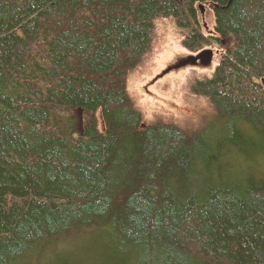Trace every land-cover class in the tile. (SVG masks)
<instances>
[{
    "label": "trees",
    "instance_id": "16d2710c",
    "mask_svg": "<svg viewBox=\"0 0 264 264\" xmlns=\"http://www.w3.org/2000/svg\"><path fill=\"white\" fill-rule=\"evenodd\" d=\"M157 18L234 41L192 134L126 92ZM262 80L264 0H0V264H264Z\"/></svg>",
    "mask_w": 264,
    "mask_h": 264
},
{
    "label": "rangeland",
    "instance_id": "374dc122",
    "mask_svg": "<svg viewBox=\"0 0 264 264\" xmlns=\"http://www.w3.org/2000/svg\"><path fill=\"white\" fill-rule=\"evenodd\" d=\"M199 13L202 32L213 34L212 12L208 8H200ZM186 35L187 32L179 30L172 18H157L153 24L150 48L137 67L127 74L126 92L141 114L142 127L173 125L192 134L212 119L210 104L205 98L194 95L192 87L195 81L212 76L225 50L233 47L234 41L228 38L221 45L190 52L182 45ZM206 49L213 56L209 63L202 64L198 58ZM189 59H197L198 62L181 66ZM98 118L101 120L100 114ZM79 253L74 252L76 255ZM70 255L68 252L61 253L60 260L53 256V261L65 264ZM74 259L73 256L71 260Z\"/></svg>",
    "mask_w": 264,
    "mask_h": 264
},
{
    "label": "bare ground",
    "instance_id": "6f19581e",
    "mask_svg": "<svg viewBox=\"0 0 264 264\" xmlns=\"http://www.w3.org/2000/svg\"><path fill=\"white\" fill-rule=\"evenodd\" d=\"M54 256H55V258H56L57 260H60V258H61V253H57V254H55ZM22 257L25 258V259H27V260H28L29 262H31V263L34 262V259L32 258V256H31L29 253H23V254H22ZM16 260H18V259L15 258V259H14V262H16ZM48 260H49V261H45V256L39 258V262H40L41 264H56V263H54V261H53V254L48 255Z\"/></svg>",
    "mask_w": 264,
    "mask_h": 264
},
{
    "label": "water",
    "instance_id": "95a60500",
    "mask_svg": "<svg viewBox=\"0 0 264 264\" xmlns=\"http://www.w3.org/2000/svg\"><path fill=\"white\" fill-rule=\"evenodd\" d=\"M213 54L210 51L202 52L201 55L198 58V61H200L202 64H207L210 62V59L212 58ZM197 59H189L187 62L181 64V66H184L186 64H195L198 62ZM179 67V66H178ZM262 84L264 86V80H262Z\"/></svg>",
    "mask_w": 264,
    "mask_h": 264
}]
</instances>
